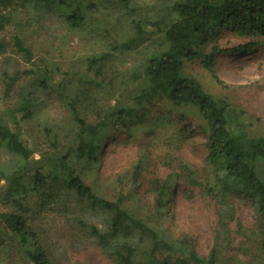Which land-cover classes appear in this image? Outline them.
<instances>
[{"label":"rangeland","instance_id":"rangeland-1","mask_svg":"<svg viewBox=\"0 0 264 264\" xmlns=\"http://www.w3.org/2000/svg\"><path fill=\"white\" fill-rule=\"evenodd\" d=\"M7 1L0 7V17L8 19L0 29V42L6 46L0 52V126L15 127L7 115V110L12 111L29 146L30 159L46 165L48 160L67 157L96 196L111 202L123 198L122 208L132 217L165 231L169 239L184 241L201 258L220 244L226 264H264L258 245L260 219L250 198L233 197L232 221L224 227L217 223L216 206L203 188L211 180L205 148L209 131L198 110L175 108L164 100L144 105V109L134 103L145 89L144 66L165 48L162 33L175 19L171 9L180 0H127L132 18L122 0H82L86 19L78 29L34 2ZM133 20L141 22L146 33L142 39H136ZM108 36L120 46L133 44L129 49L112 50ZM14 38L30 51L29 61L16 51ZM249 42L262 45L249 56L214 61L213 72L222 85L201 61L185 63L184 73L212 98L225 100L239 114L241 128L255 138L264 137V38H239L224 30L206 50ZM25 102L29 118L20 110ZM123 110L131 115L119 118ZM73 112L87 124L101 125V149L94 164L75 162L79 128ZM247 118L255 123L249 125ZM18 165V159L0 152V214L22 216L51 264H118L73 221L80 217L103 229L106 217L85 211L65 192L58 197L50 190L43 197L31 195L24 211L5 201V173ZM136 167L140 172L134 180ZM258 173L263 174L261 169ZM170 178L175 180L170 203L159 216L156 190ZM147 252L141 247L135 263L143 262ZM0 264H29L18 238L1 222Z\"/></svg>","mask_w":264,"mask_h":264},{"label":"trees","instance_id":"trees-1","mask_svg":"<svg viewBox=\"0 0 264 264\" xmlns=\"http://www.w3.org/2000/svg\"><path fill=\"white\" fill-rule=\"evenodd\" d=\"M24 1L47 8L71 28L78 29L85 24L86 13L82 0ZM7 3V0H0V7H5ZM122 4L127 16L134 17L128 1L122 0ZM171 10L175 19L162 33L165 48L147 60L142 77L145 89L135 98L134 103L137 109H144V105L150 106L156 100H164L175 108L192 106L198 110L209 131L205 148L211 180L203 188L216 206L217 223L224 227L232 221L235 215L233 197L250 198L260 219L261 237L258 245L260 254L264 255V137H250L241 128L239 114L225 100L212 98L196 79L184 73L185 63L201 61L213 80L222 85L213 72L216 58L246 57L255 53L262 43L249 42L231 49L213 47L208 52L206 49L224 30H230L239 38H264V0H180ZM7 23L8 19L1 16L0 29ZM132 25L136 39H142L146 33L141 22L133 20ZM153 25L159 30L158 23ZM107 39L112 50L129 49L133 44L129 41L120 46L110 36ZM13 43L16 51L29 61L30 51L18 38H14ZM5 47L0 42V52ZM13 81L11 78L10 84ZM28 107L27 102L20 107L26 118L31 115ZM7 115L15 127L0 126V152L5 151L18 159L19 165L5 173L7 188L4 200L17 211L25 210V203L31 195L43 197L50 190L58 197L61 192H65L85 211L99 212L106 217L103 229L80 217H73V221L86 230L100 248L113 255L118 264H226L221 252L224 246L216 244L205 258H201L192 249L186 248L184 241L169 239L165 231L154 230L132 217L122 208L123 198L111 202L96 196L76 174L67 157L56 162L48 160L46 165L31 160L29 146L20 134L14 113L7 110ZM72 115L79 128L75 162L94 164L101 149V125L87 124L74 112ZM119 115V118L125 119L131 112L123 110ZM247 121L249 125L255 123L253 118H247ZM258 169L263 174H259ZM139 172L138 167L134 168V180L139 177ZM174 183L175 180L170 178L156 190V213L159 216L164 215L170 203ZM0 222L18 238L29 264H51L35 242L34 235L28 231L22 216L14 213L0 214ZM141 247L148 249V252L143 262L135 263Z\"/></svg>","mask_w":264,"mask_h":264}]
</instances>
